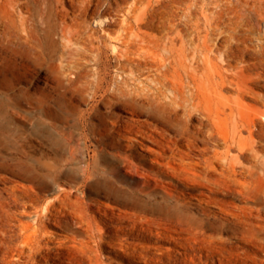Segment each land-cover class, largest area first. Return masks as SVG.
<instances>
[{"label":"bare ground","instance_id":"1","mask_svg":"<svg viewBox=\"0 0 264 264\" xmlns=\"http://www.w3.org/2000/svg\"><path fill=\"white\" fill-rule=\"evenodd\" d=\"M144 1L134 0L123 9L122 28L107 33L111 40L119 41L121 62L113 66L123 73L113 93L126 98L124 103L130 115L122 119L120 115L99 114L96 126L102 135L98 148L103 152V161L87 162L84 157L78 167L82 181L76 190L84 192L81 202L85 204L70 201L67 196L71 192L64 186L59 187L53 199L43 203L44 192L51 185L75 173L71 169L64 171L61 159L50 162L36 158L6 165L28 181L21 188H14V196L22 192L28 197L26 207L36 209L34 215L27 209L19 213L32 218H20L25 236L20 250L21 254L28 250L29 259L42 251L47 223L67 210L77 212L100 244L105 241L100 219L89 212L93 206L109 220L181 228L189 232L188 238L199 235L204 244L218 247L226 254L232 252L226 245L233 244L222 235L225 223L218 221L222 212L232 218L228 226L242 240L256 245L264 243V224L257 219L264 217V156L256 154L252 163L245 161L244 157L255 146L249 107H245L239 93L229 99L223 92L229 77L242 85L238 73L227 62H192L193 0L182 1L185 26H178L175 15L160 35L144 28L152 0H146L143 6ZM212 1L220 7L206 16H213L216 27H222L224 22L238 24L248 12L257 9L256 0ZM90 5L84 0L72 22L62 18L60 24L63 35L76 44L73 54L80 58L86 52L94 54L96 80L91 83L98 93L111 65L100 62L109 43L89 23ZM60 14L57 12V18ZM93 17L96 25L114 20L112 15ZM195 117L197 123L192 121ZM170 129L175 130L174 135L169 133ZM126 132L134 136L127 137ZM139 137L152 141L158 148L139 150ZM194 148L200 152L197 158L192 154ZM240 200L246 203L241 204ZM63 222L66 227L71 224L68 219ZM108 243L116 251L129 253L123 244L113 240Z\"/></svg>","mask_w":264,"mask_h":264},{"label":"rangeland","instance_id":"2","mask_svg":"<svg viewBox=\"0 0 264 264\" xmlns=\"http://www.w3.org/2000/svg\"><path fill=\"white\" fill-rule=\"evenodd\" d=\"M83 1L0 0V264H264V243L256 245L242 240L228 226L232 218L222 212L218 219L225 223L222 235L233 244L226 245L232 249L226 254L218 247L204 244L199 235L188 238L189 232L181 228L172 230L117 218L109 220L94 206L89 212L100 219L106 235L101 244L86 229L77 212L67 210L47 223L48 231L40 254L30 259L28 250L21 254L20 244L24 243L25 236L20 218H32L19 213L27 209L34 215L36 209L26 207L28 197L22 192L14 196V188L28 181L12 173L6 165L36 158L50 162L61 159V168L75 173L51 185L44 192L43 203L53 199L59 187L64 186L71 192L67 196L70 201L84 205L81 202L84 192L76 190L82 181L78 167L84 157L87 162L99 161L100 164L103 161V152L98 148L102 135L96 126L99 114L120 115L122 119L130 115L124 103L126 98L113 93L123 73L113 66L121 62L119 41L111 40L107 33L122 28L123 9L134 0H86L91 2L89 23L97 27L109 43L100 62L111 68L105 73L106 81L98 93L91 83L96 80L94 54L86 52L82 58L73 54L76 44L63 35L60 24L62 18L72 22ZM182 1L152 0L145 30L160 35L175 15L178 26L183 28L186 17ZM193 2L192 62H227L233 66V72L238 73L237 79L242 85L229 77L223 92L229 99L236 98L239 93L245 107H249L255 146L244 159L252 163L256 154L264 156V0H256L257 9L248 12L240 23L224 22L222 27L215 26L212 15L206 16L219 9V5L212 0ZM146 4L145 0L142 5ZM59 11L61 14L57 18ZM93 15L100 18L112 15L114 20L109 17L105 24L96 25ZM75 58L78 60L73 61ZM192 121L197 123L198 117ZM169 133L174 135L175 130L170 129ZM126 135L134 136L129 132ZM139 138L142 141L139 150L158 148L152 141ZM192 154L197 158L200 152L194 148ZM239 203L246 202L240 200ZM63 219L70 220V226L66 227ZM257 219L264 224V217ZM109 240L127 246L129 253L116 251Z\"/></svg>","mask_w":264,"mask_h":264}]
</instances>
